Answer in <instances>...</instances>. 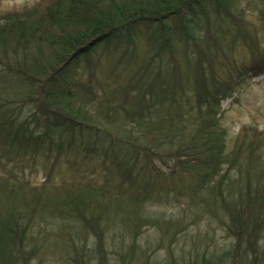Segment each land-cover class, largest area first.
Here are the masks:
<instances>
[{
    "label": "trees",
    "instance_id": "16d2710c",
    "mask_svg": "<svg viewBox=\"0 0 264 264\" xmlns=\"http://www.w3.org/2000/svg\"><path fill=\"white\" fill-rule=\"evenodd\" d=\"M230 1L215 0V6L223 8V20L230 16L236 20L230 19L223 29L214 25L213 30L204 11L206 29L214 37L229 30L228 47L241 42L251 56L248 68L258 74L264 71V48L257 45L250 27L242 32L238 15L230 12ZM197 2L48 0L0 14V264H28L35 255L42 259L57 253L64 264L96 258L89 253L98 254L101 262L103 250L96 243L88 246V240L101 239L103 224L117 225L121 233L132 236L127 244L119 237L116 252L121 258L115 262L131 264L139 255L147 260L150 252L133 241L142 225L158 227L168 236L181 220L163 213L147 217L142 205L147 199L169 201L178 195L184 197L181 207L187 206V215L207 214L227 230L233 243L231 250H205L207 256L192 240L185 264H221L229 258L225 253L233 255L229 264H264V159L257 155L258 143L249 142L260 132L249 140L245 130L239 144L224 151L223 132L216 126L220 88L206 70L196 74L200 58L191 59L184 52L188 69L182 70L177 61L176 70L171 66L165 74L159 72L136 97L128 95V83L117 85L112 93H97L102 97L96 99L72 88L68 79L59 81L61 86L53 82L58 75L65 78V69L90 46L137 22L157 23L164 37L165 20L179 16L187 47L201 46L204 36L186 29L183 21V11ZM260 16L264 26V8ZM203 40L213 54L223 55L224 50L210 44L207 36ZM162 44L172 51L167 38L158 49ZM206 60L211 70L213 63ZM189 70L191 99L182 83L183 78L188 81ZM86 100H94L99 111L90 113ZM188 100L192 104L185 107ZM119 112L122 122L108 121ZM244 140L247 144H242ZM39 159L46 164L48 177L39 189L27 187L26 178L18 176ZM58 162H66L70 177L48 184ZM115 211L124 216L118 218L121 224L113 221ZM64 221L66 225H59ZM54 229L63 235L57 248L45 240ZM88 232L94 236L89 238Z\"/></svg>",
    "mask_w": 264,
    "mask_h": 264
},
{
    "label": "rangeland",
    "instance_id": "374dc122",
    "mask_svg": "<svg viewBox=\"0 0 264 264\" xmlns=\"http://www.w3.org/2000/svg\"><path fill=\"white\" fill-rule=\"evenodd\" d=\"M47 2L48 0H0V14L12 10H23L35 4L43 5ZM215 5V0H200V3L197 2L191 8H186L183 11V15L185 16L183 21L185 22L186 29L191 30L192 33L198 36H204V38L207 36L208 40L211 41L210 44L218 47L219 51L224 50L223 55L218 54L220 55L218 56L215 53L213 54L211 45H206L203 40L204 38L199 40L201 41V46L190 44L187 47V44L184 42L185 28H181L179 16H172L165 20L167 31L164 34V37L172 44L171 52L167 44H162L161 49H158L159 42L164 37L161 33L162 31L156 28L157 23L150 24L147 21H145L146 23L144 21L137 22L129 28L111 33L106 38L90 46L77 57V62H71L68 66L69 68L66 66V71L62 70L66 74L64 75L65 78L58 75L53 82L55 86H61L59 85V81L68 79V81H71L72 88L81 91V94L84 90L85 94H83L85 97H93L95 95L96 99L102 97H99L97 93L100 94L102 91L112 93L116 91L114 89L117 85L128 83L131 84L128 95L136 97V94L149 85L150 79L155 77L159 72L165 74L171 66L174 67L173 70H176L177 61L180 63L182 70L188 69L189 65L187 66V61H184L182 57V55L184 56V52H187L188 57L190 56L191 59L196 57L197 60L199 58L202 60H198L199 66L196 74L200 75L201 71L205 72L206 70L208 74H211L209 77L214 76L219 85L218 88L220 89L216 91V98L221 110L217 116L216 126L223 132L224 151L229 152L233 150L239 144L240 137L244 136L245 130L248 132L246 135H248L249 140L252 136L256 137L254 132L258 131L260 132L257 135L258 138L256 137V140L253 138L249 142L258 143L256 149L257 155L264 159V71L253 74V71L248 68L251 56L241 42L235 41L231 48L228 47L231 39L229 30L214 37L211 34L212 30L206 29L205 25L207 22L205 21L206 16L204 11L212 21L211 28L213 30L214 25L217 27L216 29L219 27L223 29L227 25H230V19L236 20L233 16L223 20L222 15L225 14L223 8ZM229 5L230 12L239 17L237 21H240L241 30L242 28L244 29L242 32L246 34L247 30H245V26L247 29L250 27L251 31L253 30L252 32H254L253 34H255L257 45L264 48L263 17L260 16V10L264 8V0H231ZM216 8H218L219 12H216ZM210 20L208 21L210 22ZM215 38L216 41L214 42ZM193 51L194 55H192ZM259 56L260 54H258ZM258 57L257 59L259 60ZM206 59L213 63L211 70L205 64ZM258 67H261V65ZM186 74L189 76L186 77L188 81L186 82L185 78H183L182 83L185 86V90L189 91L188 94L191 99L193 93V71L189 70ZM227 86H231L232 88L227 89ZM221 89L225 90L221 91ZM89 92L91 95H89ZM116 94L118 95L119 92L117 91ZM121 95L120 92L119 97ZM184 103H186L185 107L192 104L189 100ZM85 105L90 113L91 111H99L97 103L94 100L90 102L86 100ZM121 112L113 120L103 119V117L102 120H108L114 124L122 122L124 117ZM100 114L103 116V113ZM97 120L94 121L96 122ZM108 129L111 128L109 127ZM247 142L244 140L242 144H247ZM259 144H263V147H259ZM41 160L39 159L38 163L34 166L26 168L23 177L22 174L16 175L19 179L26 178L27 187L32 186L39 189V186L47 179L48 170L44 161ZM50 172L49 176L51 179L47 183L51 182L50 184L55 185L59 183L63 176L70 177L71 170H69L66 162H58L55 170ZM11 181L16 182L17 180L13 178ZM180 196L171 197L169 201L161 198L147 199L144 205H142L143 208L141 210L147 217H150V213H163L168 218H178L181 222L170 229L171 231L168 235L170 237L165 236L164 232L158 227L149 224L142 225L135 234L133 241L143 252L144 250L149 251L150 256L147 260L143 259L142 255L136 256L131 264H149V262L150 264H185L186 251L191 246L190 242L192 240H194V247H198L204 253L205 250L209 252L211 250L221 252L225 249H232V237L228 235L227 230L219 222L213 221L211 217L209 218L207 214L196 217L192 214L187 215L189 209H187V206L185 208L181 207L182 204L185 205V201L184 197ZM111 215H115L113 221H117L118 223H120L118 218L121 221V217H124L118 211ZM47 217L48 215L43 216L42 220H46L44 218ZM66 223L65 221L60 222L59 225H66ZM54 224L56 225V222ZM41 225L44 226L45 223L41 222ZM107 225L103 224V229L100 231L101 239L94 236L92 232H88L87 235L89 238L94 236L88 240V246L93 247V243L100 245L99 250L102 249L104 254L103 261L99 262L97 260L98 254L94 256L93 253H89L90 257L96 258L83 264H118L115 262V260H120L121 258L116 252L118 239L119 237L124 239L121 243L127 244L128 241L132 240V236L129 234L130 232L121 233L122 229L117 225L113 224L111 227ZM58 228H65V226ZM55 229L46 235L45 240L57 248L58 246H62L61 239L63 235H59L62 230L58 231ZM262 234L264 236V228L262 229ZM208 253L205 254L208 256ZM225 254H228L229 258L227 261L224 259L221 264H229L233 258L231 253ZM57 257H59L58 253L56 256H43L42 259L35 255L29 260L28 264H64V260L61 257H59L60 259ZM148 260L149 262L147 263ZM119 264L122 263L119 261Z\"/></svg>",
    "mask_w": 264,
    "mask_h": 264
}]
</instances>
